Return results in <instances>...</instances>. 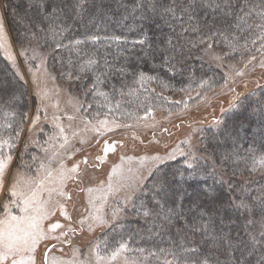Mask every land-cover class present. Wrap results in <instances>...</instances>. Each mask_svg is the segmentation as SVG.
I'll return each mask as SVG.
<instances>
[{
  "label": "snow or ice",
  "instance_id": "6c2138e0",
  "mask_svg": "<svg viewBox=\"0 0 264 264\" xmlns=\"http://www.w3.org/2000/svg\"><path fill=\"white\" fill-rule=\"evenodd\" d=\"M119 7L125 13L121 16V22L131 21L127 25L128 31L138 37L131 43L133 48H140L141 59L145 63L149 59H159L171 71L177 64L191 59L193 50H198L203 55H197V59L210 57L218 66L223 64L225 57L238 52L248 54V63H252L257 60L256 53H259V64L264 67V0H125ZM110 10L111 4H106L105 0H28L26 13L21 17L25 22L23 35L29 44L36 40L38 47L49 48V52L44 54H39L36 48H32V56L29 57L27 48L21 42V55L25 60H39V67L33 69L29 65V71L37 81L55 80L56 77L48 69L47 57L52 54L53 59H56L57 50L65 49L69 55L64 57L67 64L61 63L63 71H60V75L67 81L69 88L80 90L84 99L71 92L67 93L73 114L64 113L69 121L66 127L62 115L54 112L49 118L48 107L44 102L49 101L52 94L37 83L36 95L41 104L37 106L30 122L26 111L19 114L5 112L3 119H0V130H3L0 131V264H264V188L260 190L257 202L246 192L245 181H236L233 186L236 176L243 175L234 170L227 182L230 194L226 197L220 194L225 184L224 175L227 174L223 162L229 161L233 156L246 153L242 157L246 170L249 173L264 172V105L258 110L259 122L250 141L253 147H245L244 144L249 139L246 133L251 131V125L246 126L241 122L231 130H224L226 138L232 140L233 151L215 160L211 153L200 154L190 139L181 142L187 145V151L178 145L166 157L155 155L140 158L141 167L148 160L153 162V167H157L166 159H176L177 155L185 157L186 167L173 174L171 180L167 176H161L154 179L149 187L145 183L146 176L140 169L129 168L125 173V158L121 157V163L112 166L106 182H101L96 187L79 189L88 194L87 204L91 208V211L85 208L88 214L78 220L81 231L85 223H88L89 231L94 230V225L106 224L107 220L101 214L102 209L110 198H116L113 218L125 213L131 206L144 217H152L154 222L158 221L156 226L160 231L176 227L182 238L173 243L172 247H157L155 250L132 248L129 244L132 237L129 236L117 241L110 251L107 243L103 249L99 244L95 245L94 249H90L89 258L85 260L78 259L79 249L74 250L70 260L54 254V250L63 251L58 245L70 243L67 240L68 233H75L77 229L62 224L59 219L53 220V217L59 212L65 220L71 221L67 205L72 200L73 193L68 190V184L83 183L84 173L80 165L88 163L87 156L74 162L71 167L64 163L65 157L71 159L79 151L72 146V140L79 133L72 128L71 122L85 109H92L94 104L97 110L93 118L82 117V131L104 136L121 127L132 126L118 122L115 115L109 118L112 113L138 119L135 113L120 112L121 100L116 99V94L121 98L125 95L137 96L139 89L129 87L125 93L123 84L117 89L110 83L113 77L126 76V68L109 62L106 56L102 57L101 65L98 48L84 52L83 57L80 55L82 49L79 46L86 41L95 45L101 40L98 33L87 30V23L94 25L97 18L103 19ZM85 13L89 16L82 38L66 36V33L72 32L80 24ZM193 34L196 39H191ZM104 39L128 43V38L123 35H107ZM41 40L43 44L40 43ZM217 44L228 51L217 53L214 50ZM0 49H4L7 58L15 65L16 58L10 52L2 13ZM74 50L76 60L72 59ZM119 57L128 59L123 52L117 58ZM188 67L191 70V66ZM17 74L23 79L22 74ZM236 74L244 75L243 71H237ZM158 79L142 70L133 73V83L139 84L141 88ZM160 83L163 87H168L167 83ZM102 86L111 87V95L103 91ZM205 86L211 87L207 80H201L198 84L199 88ZM189 90L191 89H180ZM59 91L58 89L56 92L57 97ZM89 97L91 102H88ZM100 97L103 98L102 102L98 100ZM16 99L14 93L9 94L6 103L11 104ZM52 106L57 112L61 111L58 98ZM184 106L187 107L186 104ZM101 109H107L103 119L99 118ZM150 113L151 108L146 109L144 118ZM255 113L256 110L253 114ZM44 122L52 125L47 133ZM26 123L28 135L21 147V136ZM221 123L217 121L216 126L219 128ZM257 138L261 149L259 153L254 147ZM81 143L86 141L81 140ZM117 143L105 140L103 155L95 159L101 164L105 163L108 153L116 151ZM30 146L39 148L42 156L29 152ZM18 148L21 154L17 170L13 174L14 152ZM24 155L29 156L30 160H24ZM21 168L34 171L35 174L28 176L20 171ZM153 175L149 169L147 176ZM116 177L120 179L115 180ZM210 177L213 179L212 184H208ZM217 182L221 186L219 192ZM148 193H151L154 201L151 207L142 198ZM160 231L155 235H160ZM190 235H199V239L192 240ZM52 241L56 243H51ZM201 241L203 249L193 246L199 245ZM41 249L43 250L40 251ZM129 252H135L136 256L127 255Z\"/></svg>",
  "mask_w": 264,
  "mask_h": 264
},
{
  "label": "trees",
  "instance_id": "16d2710c",
  "mask_svg": "<svg viewBox=\"0 0 264 264\" xmlns=\"http://www.w3.org/2000/svg\"><path fill=\"white\" fill-rule=\"evenodd\" d=\"M123 2H125V0H105L106 4H111V10L107 12L103 19L97 18L93 25V23H87L89 14L85 13L84 19L81 20L80 24L77 25L72 32L65 34L70 38H82L81 34L86 31L85 24L87 23V30L92 33H98L101 36V40L95 45H93L90 41H86L84 45L79 46L80 49H82L80 52L81 57H83L84 52L98 48V58H101V65H103L102 57L106 56L109 62L114 63L117 66L123 65L126 68V76L113 77L110 79V83L114 84L117 89H120L123 84L125 86V93H127L129 87L138 88L139 92L137 93L138 99L137 96L130 97L127 95L121 98L118 93L116 94V99L121 100V113L125 111L135 113L138 119L144 117V113L148 108H151V113L157 111L173 113L174 110L176 108L178 109L179 106H177L176 103L169 101L167 96H165L167 92H183L180 91V89L190 88L191 90L185 92L198 91L200 93L198 97H201L205 94L207 95V93L211 90L213 92L215 89L221 87L225 83L226 78L222 71L209 66L205 58H196L197 55H203V53H199L198 50H193L191 59L187 60L186 63L177 64L176 67L171 71H169L167 65H162L159 59H149L145 63L144 60L141 59L142 53L140 48L138 46L133 48L131 43L133 39L138 38L133 32L128 31L127 25L130 24L131 21L121 22V16L125 13L123 9L119 7V4ZM27 4L28 0H4L5 19L13 44L20 52L21 42H23L28 51H30L32 48H37L41 54L48 53V47H38L36 40H32V43L29 44L28 40H26L23 35V25L25 22L21 20V17H23L26 13ZM107 35L126 36L128 38V43L125 44L123 40H106L104 37ZM196 38L197 37L195 34L191 36V39ZM64 42L67 43V40ZM40 43L43 44V41L41 40ZM215 46L222 52L228 51L227 48L219 44ZM74 52L75 50L72 53V59L76 60ZM121 52L124 53V56H127V60H125L123 57L117 58ZM244 54L246 53L238 52L232 56H229L228 58H236ZM68 55L69 53L66 52L65 49H59L57 50V53H55L56 59H53L52 54H49L47 57V66L52 76H55V80L58 82H65L67 85V81L60 75V71H63L61 68V63L63 62L64 64H67V59L64 57H67ZM61 58L64 59L62 60ZM188 65L191 66V70H189ZM137 70H142L146 74L158 77L159 79L150 83H146L144 87L141 88L139 84L133 83V73ZM201 80H207L211 87L209 88L208 86H205V88H199L198 84ZM160 81L167 83L168 87H163ZM145 89H147V91ZM152 89H155V91H152ZM70 90L77 96H81L80 90H77L76 88H70ZM102 90L108 92L110 95L112 93L111 87L102 86ZM12 93H14L17 99L13 103L8 104L6 101L9 99V94ZM81 99L84 98L81 96ZM102 99V97L98 98V100L101 102ZM88 102H91V97L88 98ZM261 105H264V82L257 88L252 89L249 94L242 97L234 105V108L222 116L224 126L221 129L215 131L214 129L210 128L208 130L204 129L203 132H200V138L193 142L194 146L202 155H208L211 153L214 160L218 157H222L225 154L231 153L233 151V143L231 139L226 138L224 130H231L243 122L246 126L249 124L251 125V131L246 133L249 139L244 141L245 147H253L250 141L252 133L256 130L259 122L258 110ZM36 108L37 101L32 98L28 84L24 79L20 78V75L17 74V71L14 70L9 60L0 50V119H3L5 112H16L19 114L20 112L26 111L28 112L29 116L31 111H34ZM85 110L88 114L93 116L94 112L97 110L96 105L94 104L92 109ZM254 110H256L255 114H253ZM105 112H107V109H101V116H104ZM112 115H115L117 120L122 122L136 120L126 116L121 117L119 113H112L110 114V117ZM254 147L257 153L261 151L259 138H257ZM245 155L246 153L241 152L239 156H233L229 161L223 162V168L226 169L227 174L224 175L225 184L223 186V192L220 194L224 197L230 194L227 189V182L229 181L232 172L235 170L238 173L242 172L243 175L236 176L235 180L233 181V186L235 185L236 181H245L246 192L251 194L254 200L258 202L257 198L259 196L260 190L264 188V172L256 171L249 173V171L246 170L245 162L242 158ZM185 167L184 158H178L173 161H169L159 166L155 170L154 175L149 179L147 186L150 187L153 183V180L161 176H167L171 180L173 174L177 173L178 170H183ZM217 167H220V162H218ZM212 183L213 179L210 177L208 179V184ZM220 188L221 186L217 182L218 192ZM188 191L190 192L191 189H188ZM142 198L145 204H147L149 207H151V204L154 203V201H152L151 193L144 195ZM211 206L215 207L217 205ZM241 220H243L242 215ZM158 223V221L154 222V218L144 217L135 211L134 217L129 218L128 221L124 222L123 228L119 230L120 226L117 225V228L109 231V234L111 237H114V243L117 242V239L131 236L132 239L129 240L130 247L151 248L153 250H155L157 247H172L173 243L182 238L176 227H171L170 229L160 231V229L156 226ZM157 231H160V235L158 236L155 235ZM189 238L192 240H197L199 239V235L195 237L190 235ZM193 246L199 247L201 249L204 247L202 241L199 245L194 244ZM130 255L136 256V253L130 252ZM220 259H223V257H220Z\"/></svg>",
  "mask_w": 264,
  "mask_h": 264
},
{
  "label": "rangeland",
  "instance_id": "374dc122",
  "mask_svg": "<svg viewBox=\"0 0 264 264\" xmlns=\"http://www.w3.org/2000/svg\"><path fill=\"white\" fill-rule=\"evenodd\" d=\"M0 13L3 14L5 32L8 37V42L10 43V52L15 56L16 63L13 65L12 61L5 55L4 49H0L4 56L9 60L10 64L17 71V73L22 74L23 79L28 84L32 98L37 101V106L41 104L40 99L37 97V83L40 84L41 88L46 87L50 90L51 99L45 101V105L48 107V116L51 118L54 112L63 116V123L67 127L69 121L67 120V114H73L71 105L68 103L69 96L68 92H71L74 96H77L74 92L70 90L65 82H58L57 80L48 79L46 82L43 79L39 81L33 78L32 72L29 71V65L33 69L39 67V60H25L21 55V52L15 48L9 29L7 28V22L4 14V0H0ZM214 50L217 53H223L216 46ZM37 53L41 54L36 48ZM28 56H32V49L28 51ZM257 60L252 63H248V54L240 55L236 58L225 57L223 64L219 65L211 61L210 57H204L207 64L214 69L222 71L225 76L227 83H224L221 87L212 90L198 97L200 93L196 92H167L165 96L170 102L176 103L178 109L176 108L173 113L166 111H157L150 113L145 119L144 117L129 121L122 122V124L132 125L131 127H121L114 130L113 132L107 133L104 136H98L91 131H82L84 124L82 123V117L87 119H92L93 116L84 112L77 114V118L71 122L72 128L75 129L79 135L72 140V146L76 151L71 159L65 157L64 163L71 167V165L76 161H81L85 156L88 158V163L81 164V171L84 173V181L82 184L77 185L74 182H69L68 190L72 191V200L67 205V210L71 215V221H67L64 217L57 212L53 220L59 219L62 224L70 225L76 228L75 233H68L67 240L70 243H64L63 245H58L63 248V251L54 250V254L62 257L65 260H70L73 258V252L75 249L80 250L78 259L85 260L89 258L90 249H94L95 245L99 244L101 249L104 248V244L107 243L108 250L115 245L113 239L109 234V231L120 226L119 230L124 227V222L128 221L129 218L134 217V210L131 206L128 207L127 211L117 218L112 217V210L116 204V198H110L108 203L103 207L101 214L104 215L107 223L102 226L94 225V230L89 231L88 223L83 225V231L80 230V224L78 223L79 218L86 216L88 213L85 212V208L91 211V208L87 204L88 194L86 192L80 191V188H85L88 186L96 187L101 182H106L111 173V168L114 164L121 163V157H124V169L127 173V169L131 168L133 170L140 169L146 176L145 183H149V179L152 176H147L149 169L154 173L155 170L173 160H165L164 163L159 164L157 167H153V162L151 160L144 161V166L141 167V157H151L155 155H160L161 157H166L174 148L178 145L187 151V145L182 144V141L191 140L193 142L198 140L200 137V132L203 130H208L210 128L215 131L221 129L224 126V121L222 116L234 108V105L244 96L249 94L252 89L257 88L264 82V67L259 64L260 54L256 53ZM243 56V58H241ZM231 65V67H230ZM237 71H243L244 75H237ZM59 91V96H56L57 90ZM199 93V94H198ZM57 98L60 102L61 111L57 112L52 105L56 102ZM200 98V99H199ZM194 100V102H193ZM179 102V103H177ZM187 105L185 107L184 105ZM181 105V106H180ZM36 110V109H35ZM35 110L31 111L29 114V122L32 116L35 114ZM103 119L104 116H100ZM109 118H111L109 116ZM43 119V118H42ZM221 121L219 128L216 126V122ZM45 132H49L52 129L51 123H43ZM167 129V131H164ZM28 135V124L26 123L24 134L21 136L20 145L23 146L24 141ZM81 140H85L86 143H81ZM108 140L109 143L117 141L116 151L108 153V157L105 163L101 164L95 158L97 156L103 155L104 141ZM99 141V143H97ZM195 147V146H194ZM196 148V147H195ZM197 149V148H196ZM198 150V149H197ZM5 151H8L5 149ZM29 152L42 156L39 148L34 146L29 147ZM20 148L14 152V161L12 165V173L14 174L17 170V162L20 156ZM131 157L129 160L127 158ZM184 158L177 155L176 159ZM24 160H30V157L24 155ZM175 160V159H174ZM95 165V167L93 166ZM55 166V165H54ZM21 172H24L28 176L34 175V171H28L21 168ZM119 180V177L114 178ZM140 194L138 193V196ZM14 212H18L17 209H13ZM48 223V222H46ZM67 230L66 228L64 229ZM58 232L60 230H57ZM121 239H117L119 241ZM51 243H56L52 241ZM41 249L40 251H42ZM130 255V252L127 253ZM134 257V256H133Z\"/></svg>",
  "mask_w": 264,
  "mask_h": 264
}]
</instances>
